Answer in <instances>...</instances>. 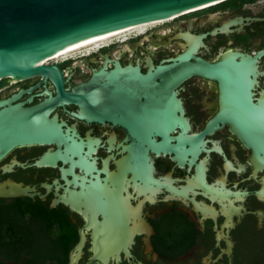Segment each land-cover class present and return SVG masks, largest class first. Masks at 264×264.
<instances>
[{"label":"flooded vegetation","instance_id":"flooded-vegetation-1","mask_svg":"<svg viewBox=\"0 0 264 264\" xmlns=\"http://www.w3.org/2000/svg\"><path fill=\"white\" fill-rule=\"evenodd\" d=\"M145 25L45 62L61 90L44 75L0 88V113L32 112L56 135L11 148L0 183L62 207L72 250L86 237L76 264H264V0ZM90 217L99 244L142 230L102 261Z\"/></svg>","mask_w":264,"mask_h":264},{"label":"water","instance_id":"water-1","mask_svg":"<svg viewBox=\"0 0 264 264\" xmlns=\"http://www.w3.org/2000/svg\"><path fill=\"white\" fill-rule=\"evenodd\" d=\"M219 1L223 0H0V88L44 75L50 76L61 90L59 69L42 64L54 53L109 32L159 22ZM44 121L36 120L29 111L0 113V159L17 145L56 141L53 128L44 126ZM36 195L45 198L36 194L34 187L12 180L0 183V198ZM66 201L77 207L74 198ZM58 204L55 200L54 205ZM89 227L94 228L96 236L94 259L102 261H109L112 254H118L119 248L129 244L135 233L142 230L140 224L127 230L125 241L114 247L108 235L100 239V246L94 217H90ZM85 239L81 231L80 241L70 252V264L79 260Z\"/></svg>","mask_w":264,"mask_h":264},{"label":"trees","instance_id":"trees-1","mask_svg":"<svg viewBox=\"0 0 264 264\" xmlns=\"http://www.w3.org/2000/svg\"><path fill=\"white\" fill-rule=\"evenodd\" d=\"M0 202V221L8 227L3 232L0 249L4 258L15 262L24 258L25 264H46L48 260L66 263L77 235L69 220L63 221L62 207L47 208L45 201L28 197ZM55 226L65 232L54 234Z\"/></svg>","mask_w":264,"mask_h":264},{"label":"bare ground","instance_id":"bare-ground-1","mask_svg":"<svg viewBox=\"0 0 264 264\" xmlns=\"http://www.w3.org/2000/svg\"><path fill=\"white\" fill-rule=\"evenodd\" d=\"M215 3H217V2H215ZM212 4H214V3H211V5H212ZM211 5H208V6H211ZM208 6H204V7H208ZM204 7H200V8H204ZM200 8H197V9H200ZM197 9H193V10H190V11H194V10H197ZM190 11H186L185 13L190 12ZM185 13H184V14H185ZM181 15H183V14L176 15V16L170 17V18H168V19L176 18V17H179V16H181ZM164 20H165V19H164ZM145 26H148V24H146ZM136 27H137V26H133V28H128V29H123V30H118V31L109 32V33H106V35H103V36L97 37V38H95V39H92V40H90V41H87V42H85V43H82V44H80V45H78V46H76V47H74V48H71V49H68V50H64V51L59 52V53H56V54L54 53L53 56H51V57H49L48 59L44 60V61L42 62V64L45 63V62H47V61H49V60H51V59H53V60H55V59H59L62 55H67V54L73 53V52H75V51H79L80 49H84V48L86 49V48H88V47H90V46H92V45H95V44H97V43H100V42L106 41V40L109 39V38H112V37H115V36H119V35H122V34H125V33H128V32H131V31H133L134 29H136ZM139 28H142V26L139 27ZM75 263H76V262H74V264H75Z\"/></svg>","mask_w":264,"mask_h":264}]
</instances>
